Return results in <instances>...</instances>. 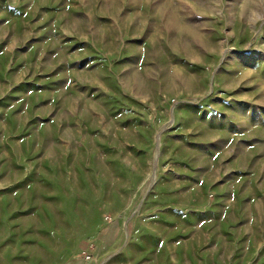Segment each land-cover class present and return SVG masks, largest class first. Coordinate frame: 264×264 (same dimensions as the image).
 I'll return each instance as SVG.
<instances>
[{
  "label": "rangeland",
  "instance_id": "obj_1",
  "mask_svg": "<svg viewBox=\"0 0 264 264\" xmlns=\"http://www.w3.org/2000/svg\"><path fill=\"white\" fill-rule=\"evenodd\" d=\"M35 137H57L48 160L68 148L94 165L81 194L112 173L92 264H137V252L152 264L151 221H231L233 206L250 221L264 191V0H0V166L23 170L19 140ZM105 149L108 172L87 158Z\"/></svg>",
  "mask_w": 264,
  "mask_h": 264
},
{
  "label": "crops",
  "instance_id": "obj_2",
  "mask_svg": "<svg viewBox=\"0 0 264 264\" xmlns=\"http://www.w3.org/2000/svg\"><path fill=\"white\" fill-rule=\"evenodd\" d=\"M19 141L25 144L21 153L17 150L20 157L24 155L21 159L24 169L10 171L20 166V161L0 166V264H86L85 254L92 252L90 245L104 234V219L113 208L112 173L109 172V180L104 182L103 192L97 191L98 178L94 177V181L88 178L89 192L81 194L79 175L84 173L86 177L92 170V163L89 166L75 163L74 151L68 148L60 149L63 154H70L64 156L65 159L67 157L64 163L48 160V154L55 158L59 154V149L51 148L58 144L57 137L21 138ZM61 145L73 146L63 140ZM104 147L111 150L110 145ZM159 147L158 137V152L148 190L157 180ZM106 156L105 149L103 153L100 151L87 158L97 164L103 161L104 170L108 172L112 168L111 155ZM260 159L264 160V154L258 155L255 161ZM83 161L85 163V158ZM42 166L45 170L40 171ZM121 168L128 173L127 163H123ZM256 168L264 171V162ZM41 183L53 187L39 189L38 184ZM57 188L60 191L56 193ZM254 192L253 208L250 204L248 209L250 221H240L239 216L237 219L235 206L231 221H151V228L145 230L152 234L155 245L148 257L152 259L151 263L264 264V191L256 188ZM91 193L97 197L103 194V198L91 201ZM126 194L127 191L123 204L127 202ZM182 235L189 240H183L184 245H176L175 242H181ZM53 237L63 241L62 244L56 246L57 239L50 241ZM130 238L127 229L121 250L125 249ZM47 250L54 253L47 254ZM136 260L138 264L139 252Z\"/></svg>",
  "mask_w": 264,
  "mask_h": 264
},
{
  "label": "built area",
  "instance_id": "obj_3",
  "mask_svg": "<svg viewBox=\"0 0 264 264\" xmlns=\"http://www.w3.org/2000/svg\"><path fill=\"white\" fill-rule=\"evenodd\" d=\"M94 248L93 245H90V249L92 250ZM85 259H86V264H92L91 262H93V254L92 253H87L85 254Z\"/></svg>",
  "mask_w": 264,
  "mask_h": 264
},
{
  "label": "bare ground",
  "instance_id": "obj_4",
  "mask_svg": "<svg viewBox=\"0 0 264 264\" xmlns=\"http://www.w3.org/2000/svg\"><path fill=\"white\" fill-rule=\"evenodd\" d=\"M155 182V181H154Z\"/></svg>",
  "mask_w": 264,
  "mask_h": 264
}]
</instances>
